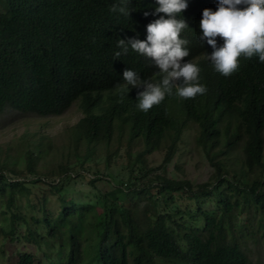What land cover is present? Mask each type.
<instances>
[{
    "label": "trees",
    "instance_id": "1",
    "mask_svg": "<svg viewBox=\"0 0 264 264\" xmlns=\"http://www.w3.org/2000/svg\"><path fill=\"white\" fill-rule=\"evenodd\" d=\"M186 2L177 14L188 25L182 63L200 68L207 91L184 99L174 87L145 113L136 107L143 87L118 85L126 69L159 83L157 69L130 46L114 53L118 39H146V26L164 15L151 14L156 0H129V16L109 11L120 0H0V113L59 115L78 99L84 112L60 149L35 133L15 159L0 161V241L34 245L16 264H253L248 242L264 258V63L241 56L229 77L216 72L199 22L219 0ZM189 122L209 180L150 174L145 156L165 143L163 165L170 162ZM122 147L126 177L91 165L101 148L109 168ZM56 150L61 159L45 169ZM77 178L90 185L85 200L68 196Z\"/></svg>",
    "mask_w": 264,
    "mask_h": 264
},
{
    "label": "clouds",
    "instance_id": "2",
    "mask_svg": "<svg viewBox=\"0 0 264 264\" xmlns=\"http://www.w3.org/2000/svg\"><path fill=\"white\" fill-rule=\"evenodd\" d=\"M128 3L129 0H120V6L114 4L109 11L129 16ZM156 3L158 7L151 14L164 15L146 26V39H118L117 47L122 51L114 53L116 57L126 54L130 46L157 69L159 83L144 81L136 72L126 69L122 75L124 83L118 85L120 91L126 93L130 91L129 85L143 87L137 95L136 107L145 113L160 104L166 94L172 95L174 87L176 94L184 99L207 91L198 83L200 68L189 61L182 63L190 55L186 47L189 41L181 38V32L188 25L185 19H178L177 14L187 9L186 0H156ZM242 5L244 7H238ZM199 28L200 40L213 49L210 55L204 53V58L224 77L238 69L241 56H257L259 62L264 63V0H219L216 11L207 8L202 11ZM217 37L223 41L220 47H217Z\"/></svg>",
    "mask_w": 264,
    "mask_h": 264
},
{
    "label": "rangeland",
    "instance_id": "3",
    "mask_svg": "<svg viewBox=\"0 0 264 264\" xmlns=\"http://www.w3.org/2000/svg\"><path fill=\"white\" fill-rule=\"evenodd\" d=\"M81 100L75 101L66 111L59 115L40 116L33 113H19L13 110H5L0 113V161L6 154L9 160L15 159L18 151L27 146L32 141H36V134H43L45 140H49L55 149H60L61 145L67 144L68 130L79 118L84 115L80 106ZM197 125L189 122L181 134L177 151L171 161L163 165V157L166 152L165 143L159 150H155L145 156L146 165L156 169L150 174L160 173L164 169L166 175H171L179 179H188L193 184H199L209 180L213 171L205 158L203 151L195 144ZM141 146H134L133 151L139 150ZM139 148V149H138ZM57 151V150H56ZM134 157V156H133ZM61 159V154L56 153L45 158L43 167L52 168ZM105 151L99 148L95 158L90 161L92 166L98 167L101 171H110L119 177H126L128 174V156L125 149L120 148L118 154L111 158L109 168L104 164ZM72 160V159H71ZM70 160V161H71ZM74 172L81 170V167L74 161L69 164ZM164 166V167H163ZM45 168V169H46ZM103 184V185H102ZM99 189L108 188L102 181H97ZM74 186L78 189L70 191L68 196L79 197L85 200V194L90 189L86 180L76 179ZM79 189L84 191H79ZM52 200H50V207ZM248 255L253 264H264L262 250L260 246L248 242ZM34 251V245L27 242L0 241V264H16L18 252Z\"/></svg>",
    "mask_w": 264,
    "mask_h": 264
}]
</instances>
